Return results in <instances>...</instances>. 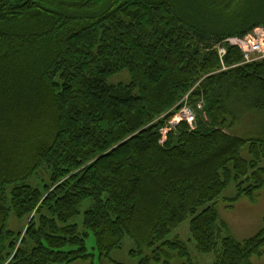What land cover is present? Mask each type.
Instances as JSON below:
<instances>
[{"label":"trees","instance_id":"trees-1","mask_svg":"<svg viewBox=\"0 0 264 264\" xmlns=\"http://www.w3.org/2000/svg\"><path fill=\"white\" fill-rule=\"evenodd\" d=\"M259 27L264 0H0V264H95L88 233L97 264L126 239L135 264H197L169 239L187 220L213 264L260 257L264 228L237 242L214 206L264 186V59L215 49ZM185 103L193 128L162 135Z\"/></svg>","mask_w":264,"mask_h":264},{"label":"rangeland","instance_id":"rangeland-1","mask_svg":"<svg viewBox=\"0 0 264 264\" xmlns=\"http://www.w3.org/2000/svg\"><path fill=\"white\" fill-rule=\"evenodd\" d=\"M121 78L123 82H126L128 80L125 74L111 79L110 84L119 82ZM170 122L179 124L182 122V120L178 117L177 114L176 117L172 118L168 122L167 127L169 126ZM233 134H237L238 136H245L240 131H234ZM242 157L246 160L249 159L246 150L242 152ZM261 166L264 168V162H262ZM35 186L40 187L41 183L39 181H36ZM235 197L236 189L234 184L231 183L223 192L221 197L215 201L214 206L219 218V222L225 226L230 237L237 242H243L245 240L253 238L264 228V186L253 197H242L234 201V203H231L230 200L234 199ZM90 206V201H86L82 204L79 210L80 214L79 217H77V219L75 220V224H77L80 228H82L83 214L90 208ZM189 221L190 220L185 221L173 233H171L169 239L177 237L181 241L185 242L187 244L191 259L194 263L213 264L215 260L213 255L199 254L198 252H196L194 244L189 241ZM28 224L29 221L26 219L18 222L13 218V216L10 217V230L15 233L16 237L19 236V239L16 238L17 246L19 245L21 238H23ZM95 247V239L90 233H88V237L86 239V248L89 254L94 255L93 261L95 262V264H97L98 256ZM131 247V243L126 239L124 241L122 250L112 253L111 258L119 264H135V262L128 255V251L131 249ZM171 264H180V262L174 260ZM251 264H264V252L260 257H253L251 259Z\"/></svg>","mask_w":264,"mask_h":264},{"label":"built area","instance_id":"built-area-1","mask_svg":"<svg viewBox=\"0 0 264 264\" xmlns=\"http://www.w3.org/2000/svg\"><path fill=\"white\" fill-rule=\"evenodd\" d=\"M227 45L237 47L240 50L243 64H250L263 60L264 27L254 29L250 34L243 38H230L227 39L223 45H217L215 49L220 61H222L223 57L226 55ZM201 108V103H198L195 107L185 103L177 114L182 122L186 123L190 128H193L196 121V111H200ZM176 125H178V123L170 122L169 127L161 131V134L165 135L168 130L174 128Z\"/></svg>","mask_w":264,"mask_h":264}]
</instances>
